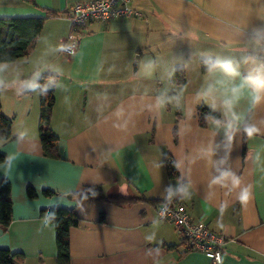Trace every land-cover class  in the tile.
Masks as SVG:
<instances>
[{
	"label": "crops",
	"instance_id": "1",
	"mask_svg": "<svg viewBox=\"0 0 264 264\" xmlns=\"http://www.w3.org/2000/svg\"><path fill=\"white\" fill-rule=\"evenodd\" d=\"M79 1L34 0L36 8L0 0V18L63 13L45 20L28 56L0 63L1 109L12 120L10 137L0 140L7 158L0 180L10 182L13 202L0 249L22 254L16 264H56L55 227L40 212L63 208L81 220L70 230V264H213L188 251L171 223L157 220L158 207L103 199L142 197L180 201L194 221L221 234L220 264H264V104L253 109L242 100L238 107L241 124L251 112L261 129L246 137L245 158L241 124L226 135L211 123L199 126L196 117L197 105L207 106L199 96L206 86L200 60L252 55L250 37L264 29V0H133L143 17L93 22L77 51L66 55L70 11ZM147 61L155 65L150 77L141 69ZM182 68L185 85L175 78ZM46 73L58 76L51 129L59 159L43 156L38 132L37 82ZM167 154L187 182L177 198L178 183L162 161ZM28 188L38 197L30 199ZM243 188L246 204L239 200ZM44 190L57 195L44 197Z\"/></svg>",
	"mask_w": 264,
	"mask_h": 264
},
{
	"label": "trees",
	"instance_id": "2",
	"mask_svg": "<svg viewBox=\"0 0 264 264\" xmlns=\"http://www.w3.org/2000/svg\"><path fill=\"white\" fill-rule=\"evenodd\" d=\"M25 2L33 7L38 8L34 0H25ZM44 17L38 18H0V63H10L17 61L29 55L33 49L38 36L44 26L45 20L51 17H57L63 13L43 9ZM261 58H264V53H257ZM204 60H200V72L204 74ZM57 75L46 73L38 79L37 90L40 103V118L38 125L39 138L42 146L43 156L49 159H59L60 152L58 149V137L51 129V118L55 104V82ZM175 78L179 85H185L186 75L184 69L175 72ZM29 80L23 79V81ZM212 115L216 118H221L217 112H211L210 108L204 104L197 105L196 117L199 126L205 128L210 124L208 116ZM251 112H249L241 124L242 130L251 123ZM12 120L5 117L2 113L0 104V140H7L11 133ZM174 141H177V130L174 129ZM247 135L243 131V158L246 157L245 139ZM166 168L167 176L170 180L178 183L176 198L182 196L187 189V182L182 179L174 158L167 154L162 159ZM7 162V158L0 153V165ZM182 190V191H181ZM27 195L30 199L38 197L37 192L32 189H27ZM44 197H53L57 193L50 190L42 192ZM73 197H79L73 194ZM104 200L116 205H131L139 201H147L154 207H158L163 203L170 202L166 200H148L142 197L126 198L123 196H112L103 198ZM13 202L11 198L10 182L6 179L0 180V228L6 230L12 221ZM40 217L48 220L55 227V244L57 250L56 264H70V230L80 224V217L73 210L63 208L42 210ZM183 243H187L183 239ZM173 248V247H171ZM188 251L192 249L188 248ZM22 257L20 253H12L5 249H0V264H16V259Z\"/></svg>",
	"mask_w": 264,
	"mask_h": 264
},
{
	"label": "clouds",
	"instance_id": "3",
	"mask_svg": "<svg viewBox=\"0 0 264 264\" xmlns=\"http://www.w3.org/2000/svg\"><path fill=\"white\" fill-rule=\"evenodd\" d=\"M250 46L253 54L243 56L240 60L234 57H216L205 60L203 65L206 86L200 91L199 96L207 103L211 112L221 113L222 118L209 115L208 120L215 128H222L226 135L237 130L242 122V114L238 111L242 100H247L253 109L264 104V58L257 54L264 53V29L254 30L250 37ZM245 66L246 70L242 72ZM154 68L152 61L141 65L142 71L149 77ZM30 87L34 89L35 85ZM164 102L162 98L157 101L161 105ZM243 131L247 136L253 137L261 129L255 123H248ZM232 182L234 187L239 188L238 178L232 177ZM248 199V189H240V202L246 204ZM154 238L147 237L149 241Z\"/></svg>",
	"mask_w": 264,
	"mask_h": 264
},
{
	"label": "built area",
	"instance_id": "4",
	"mask_svg": "<svg viewBox=\"0 0 264 264\" xmlns=\"http://www.w3.org/2000/svg\"><path fill=\"white\" fill-rule=\"evenodd\" d=\"M70 31L62 46V53L74 54L80 44L83 31L93 22L102 25L117 20L141 18L143 13L133 5V0H84L76 2L70 11ZM157 220L171 223L178 234L186 240L187 248L199 251L220 264L225 238L211 230L203 221H194L180 201H171L158 206Z\"/></svg>",
	"mask_w": 264,
	"mask_h": 264
},
{
	"label": "water",
	"instance_id": "5",
	"mask_svg": "<svg viewBox=\"0 0 264 264\" xmlns=\"http://www.w3.org/2000/svg\"><path fill=\"white\" fill-rule=\"evenodd\" d=\"M70 16H71V14H70ZM137 60V56H136V58H135V61ZM136 65L134 64V67H135ZM24 87L25 88H28L29 87V83L28 82H26L25 84H24Z\"/></svg>",
	"mask_w": 264,
	"mask_h": 264
},
{
	"label": "rangeland",
	"instance_id": "6",
	"mask_svg": "<svg viewBox=\"0 0 264 264\" xmlns=\"http://www.w3.org/2000/svg\"><path fill=\"white\" fill-rule=\"evenodd\" d=\"M206 60V59H205ZM118 88V86L115 88V89H117Z\"/></svg>",
	"mask_w": 264,
	"mask_h": 264
}]
</instances>
